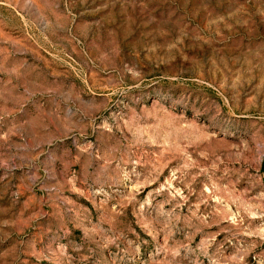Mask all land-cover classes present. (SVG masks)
Masks as SVG:
<instances>
[{
  "label": "rangeland",
  "instance_id": "rangeland-1",
  "mask_svg": "<svg viewBox=\"0 0 264 264\" xmlns=\"http://www.w3.org/2000/svg\"><path fill=\"white\" fill-rule=\"evenodd\" d=\"M0 264H264V0H0Z\"/></svg>",
  "mask_w": 264,
  "mask_h": 264
}]
</instances>
